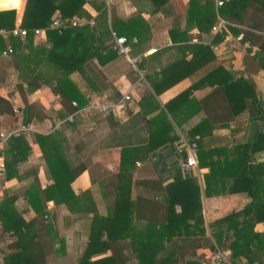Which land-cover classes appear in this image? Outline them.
I'll return each instance as SVG.
<instances>
[{"label":"crops","instance_id":"obj_1","mask_svg":"<svg viewBox=\"0 0 264 264\" xmlns=\"http://www.w3.org/2000/svg\"><path fill=\"white\" fill-rule=\"evenodd\" d=\"M98 1L106 4L108 25L112 14L122 21L140 17L148 29L141 35L140 44L133 46L126 38L127 27H118V34L112 31V40L117 36L126 38L127 55L116 54L103 64L93 56L79 69L70 72L68 77L83 96L84 103L79 104L75 98H63L54 87L37 81L35 89L27 91L26 84L17 77L12 56L3 55L4 49L0 51V130L28 121L38 123L40 127L38 132L23 136L29 152L17 164L20 177L4 179L0 171V202L6 196L14 195V210L24 221H32L35 230L42 228L45 216L35 214L24 196V191L32 183L37 182L43 188L52 182L33 135L50 133L48 128L52 121L73 114L72 120L65 121L57 131L66 139L67 155L72 158L76 155V159L91 169L93 182L84 170L71 182V189L75 194L89 189L99 215L111 211L115 199V174L119 163H125L127 171L131 172V186L127 206L122 210L120 206L117 213L127 215V228L133 224V227L146 231L147 218L162 223L169 209L172 215L178 216L186 205L184 201L199 200L201 222L196 224L189 218L179 228L191 231L202 228L203 235L190 237L198 239L200 245L179 244L176 264L196 257L200 259L215 247L227 252L230 264H264V173L261 174L264 170V141L253 153L248 150L246 165L255 183L250 187L251 194L246 190L249 176L242 170V157L247 152L245 145L252 146L259 125L264 123V119L255 121L249 117L248 110L242 106L244 99L250 101L252 97H259L261 102L257 105L264 108V0H237L233 20L219 16L217 9L222 4L216 6L215 0H210L215 19L211 25L205 21L201 31L194 21L187 22L189 0H167L156 12H153L150 0H85L83 9L88 18L73 15L71 18L80 20L76 26L93 25L98 13L94 4ZM24 2L0 0V10L13 9L14 23L19 24ZM198 4L203 5L204 0H199ZM217 17L224 18L228 24L220 33L221 37L213 41L215 34L211 28ZM136 39L131 36V41ZM2 41L5 47L8 39ZM31 42L32 45L45 44L46 35L38 42L31 36ZM217 67L230 72L234 82L238 83L240 97L236 105L243 110L231 119L223 91L216 84L212 85L221 75V71H216ZM185 90L188 92L181 95ZM123 92H127L129 101L121 115L99 112L87 115L82 111L89 103L114 101ZM71 101H75L76 106H71ZM14 107L20 111L17 118L12 113ZM262 114L260 111L259 115ZM204 119L208 123H204ZM167 121L171 128L166 125ZM191 141L196 143L197 169L183 174L179 165L184 150L180 147ZM5 145L4 142L0 150V169ZM154 162L156 168H162L159 175L152 165ZM252 198L256 206L247 215L238 217L236 225L228 230L225 224L222 225L227 237L221 238L220 246L215 245L210 232L217 231L218 227L209 226V223L244 207ZM167 200L172 201L171 206L167 205ZM119 201L124 204L125 197H120ZM45 207L48 212L57 209V227L64 248L61 253L56 250L54 242V251L49 253L44 264H78L88 243L91 213L69 212L64 204L55 207L50 200L45 202ZM240 228L242 233L237 238L238 243L250 232L260 238L253 237L247 244L243 243L242 250L231 259L226 245L234 238L232 232ZM101 237L104 239L105 235ZM177 239L180 236H172L169 241L158 238L160 242L156 241L155 245L173 246ZM201 239H208L212 246H207ZM11 240L13 236L3 232L0 264ZM128 242L126 238L124 243L127 245ZM96 249L91 247L88 264L107 256V251ZM124 253L125 264H138L129 247Z\"/></svg>","mask_w":264,"mask_h":264},{"label":"trees","instance_id":"obj_2","mask_svg":"<svg viewBox=\"0 0 264 264\" xmlns=\"http://www.w3.org/2000/svg\"><path fill=\"white\" fill-rule=\"evenodd\" d=\"M150 1L154 6L153 12H156L167 0ZM236 2L237 0L223 2L218 7L217 14L233 20L235 17L233 9H236ZM84 3L85 0H25L19 23L20 27L26 29L24 40L18 37H9L8 43L4 47V43L0 38V51L6 49L7 46L12 48V52L6 54V56H12L14 67L17 70V77L21 78V81L26 84L27 91L34 90L37 81L39 84H44L51 88L54 87L56 92L63 98L69 100L75 98L79 104L84 103L83 96L77 92L68 77L70 72L79 69L84 62L90 60L93 56L97 58L100 64L112 59L117 54L112 46V31L118 34V27L120 26L127 27L126 38L131 45H138L142 41L141 35L148 28L140 17L122 21L111 14L108 25L106 21V4L104 1H98L94 4L98 13L92 26L66 25L61 28L60 32L55 29H49L45 33V44L32 45L31 30L36 27L47 26L51 15L55 11L59 13L62 19L68 20L73 15L88 18V14L83 9ZM198 3L199 0H189L186 16L187 22L193 23L194 21V25L201 31L205 21L207 25L213 23L215 14L210 0H204L203 5ZM14 17L15 11L13 9L0 10V27L11 28L14 24ZM132 35L137 38L134 42L131 41ZM220 37L221 34H215L213 41L218 40ZM203 46L208 47L207 45ZM216 71H221V75L215 78L212 85L216 84L223 91L230 111L229 118L235 117L240 110L247 109L248 116H251L255 121L264 119V108L260 104L257 105V103L261 102V99L259 97H252L250 101L244 99L243 109L242 107L238 109L236 105V101L238 102L240 97L237 88L238 83L234 82L235 79L230 72H225L219 67H217ZM29 77L33 78L34 84ZM187 92L188 90H185L181 95ZM260 111H263L261 116L259 115ZM203 122L208 123L205 119ZM166 125L171 128L168 121ZM33 136L38 144L41 158L45 162L52 182L43 188H40L37 182H34L24 191V196L35 214L45 216L44 223L42 224V230H35L32 221H24L14 210L13 201L15 196L11 194L3 198L0 202V238L3 232H8L13 236V240L7 243V253L4 254L1 264H44L49 258V253L54 251L52 247L54 242L57 244L56 250L63 252L64 242L57 227V209L53 208V210L48 212L45 207V202L49 200L52 201L55 207L58 204H64L69 212H89L92 215L88 243L78 264H88L86 261L90 252H92L90 251L91 247H96V251H107L108 253L107 256L96 259L90 264H125L124 249L128 247L134 253L138 264H176V247L179 244H190L196 247L200 245L198 239L190 237L196 234L203 235L204 231L202 228L198 229V231L179 228V226L186 224L189 218H192L196 224L201 222L200 203L197 198L195 202L184 201L186 205L183 206L182 213L178 214V216L172 215L169 209V214L167 213L164 216L162 223H155L152 220L153 218H147L145 229L148 230L146 231L133 227V224L129 225L130 228H127V215H124L125 213H117L120 206L121 210L127 206V194L131 186V172L127 171L125 163H119V170L115 174V199L112 209L108 214L101 216L98 214L95 201L89 189L77 194L71 189V182L84 170H87L91 183L93 182V177L90 173L91 169L86 168L79 159H76V155H74L75 158L67 155L66 139L60 136V132L57 129L47 134L34 133ZM262 141H264V123L259 125V132H256L252 146L251 144L245 145L247 152L242 157V170L249 176V182L246 186L249 194L252 193L250 187L254 181L250 178L251 172L250 169H247L248 165H246L249 161L248 150L250 149L251 153H253ZM5 144L3 164L0 169L1 174L4 179L19 178L17 164L27 157L29 148L24 142L23 136L10 137L5 141ZM152 165L157 175H159L162 172V168H156V162L152 163ZM199 165L201 164L199 163ZM261 172L263 174L264 170ZM253 177L256 178V176ZM157 179L159 180V177ZM120 197H125L124 204L119 201ZM166 202L167 205L171 206L172 201L167 200ZM254 206H256V203L254 198H252L251 202L244 207L233 210L229 214L209 223V226L218 227L217 231L210 232L215 245L220 246L221 238L227 237L226 233H224L226 231H223L221 226L225 224V229L228 230L230 226L236 225L235 220L238 217L247 215ZM113 209L116 210L115 213H113ZM241 233V228L234 230L232 232L234 238L226 245L230 251L231 259L242 250L243 243L247 244L253 237L256 239L260 238L258 234L250 232L246 239H242L238 243L237 238ZM102 234L105 235L104 239L101 237ZM172 236H180V239H177L173 246L159 247L155 245V242L159 241L158 238L169 241ZM126 238L129 240L127 245L124 243ZM201 240H205L202 242L207 246H212L209 244L208 239ZM150 242H152V245H150ZM146 246L148 247L144 248ZM244 246L246 248V245ZM183 264H200V259H197V257L187 259Z\"/></svg>","mask_w":264,"mask_h":264},{"label":"built area","instance_id":"obj_3","mask_svg":"<svg viewBox=\"0 0 264 264\" xmlns=\"http://www.w3.org/2000/svg\"><path fill=\"white\" fill-rule=\"evenodd\" d=\"M222 4V0H215V5L220 6ZM80 23L79 18H70V19H62L58 13L54 14L48 25L44 27H36L31 30V36L35 41H41L44 39L45 33L49 29H55L57 32H60L61 28L65 27L66 25L69 26H76ZM227 21L225 19L216 18V21L212 25L211 31L214 34H220L224 31L225 27L227 26ZM26 36V29L19 26L18 23H14L13 26L9 29H5L0 27V38L7 40L9 37H18L19 39H23ZM126 40L122 36L114 37L112 40V46L115 49V52L119 55H127L128 48L126 45ZM12 52V48L7 46L6 49L2 51L3 55L10 54ZM131 64L133 61H130ZM129 101V96L127 92L121 93V95L115 99L114 101H107V102H94L85 105L82 108L85 114L90 115L94 112H99L103 114H113L114 116H118L123 114L124 109L127 106V102ZM71 106H76L75 101H71ZM77 112V110L75 111ZM13 116L15 118L20 116V111L18 108L12 109ZM73 114L67 115L65 119H57L52 121L51 125L48 128V131H53L58 129L65 121H71ZM40 127L38 123L33 121H28L25 123L19 122L18 124L8 128L0 130V150L2 149L3 143L9 139L10 137L15 136H27L32 132H38ZM184 150V157L180 162V170L183 174L191 173L192 171L197 169V163L195 158V150H196V143L194 141L191 142H184L183 145L180 147ZM227 252L213 248V250L203 255L200 258V264H230L227 259Z\"/></svg>","mask_w":264,"mask_h":264},{"label":"water","instance_id":"obj_4","mask_svg":"<svg viewBox=\"0 0 264 264\" xmlns=\"http://www.w3.org/2000/svg\"><path fill=\"white\" fill-rule=\"evenodd\" d=\"M0 155H1V152H0Z\"/></svg>","mask_w":264,"mask_h":264}]
</instances>
